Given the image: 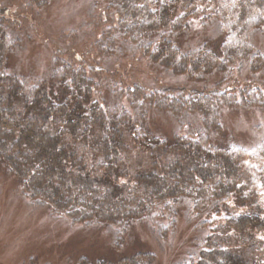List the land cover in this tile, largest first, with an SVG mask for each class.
Here are the masks:
<instances>
[{"label": "trees", "instance_id": "obj_1", "mask_svg": "<svg viewBox=\"0 0 264 264\" xmlns=\"http://www.w3.org/2000/svg\"><path fill=\"white\" fill-rule=\"evenodd\" d=\"M87 2L107 24L93 43L102 56L127 49L204 87L122 85L98 61L58 51L41 73H21L10 60L26 31L0 13V177L14 176L53 217L113 231L116 249L136 222L163 239L196 220L206 234L176 264H263L264 129L241 138L224 113L264 111V0ZM154 258L138 250L78 264Z\"/></svg>", "mask_w": 264, "mask_h": 264}, {"label": "rangeland", "instance_id": "obj_2", "mask_svg": "<svg viewBox=\"0 0 264 264\" xmlns=\"http://www.w3.org/2000/svg\"><path fill=\"white\" fill-rule=\"evenodd\" d=\"M24 2L0 0V13L17 20V26L26 31L23 49L14 52L10 60L21 73L30 70L35 75L41 73L51 63L50 53L58 51L73 63H76L77 55L85 67L98 61L94 66L110 69L115 81L122 85L152 86L159 83L176 88L204 87L182 76L165 73L127 49L102 56V51H98L93 43L107 24L98 19V10H91L87 0H50L45 10L32 11L22 7ZM194 26L200 28L199 22ZM256 43L264 50V37ZM243 74L247 71L244 70ZM237 77L242 81L241 75ZM160 121L155 120L156 123ZM224 121L229 129L244 134L240 137L247 139L255 125L261 124L264 129V111L225 112ZM195 221L180 220L175 230L163 239H158L148 223L136 222L131 234L125 235L116 249L113 231L71 224L66 219L53 217L46 206L36 205L20 192L14 176L2 173L0 177V264H78L82 258L90 261L115 259L138 250L154 253L153 264H176L189 250L191 240L206 234Z\"/></svg>", "mask_w": 264, "mask_h": 264}, {"label": "water", "instance_id": "obj_3", "mask_svg": "<svg viewBox=\"0 0 264 264\" xmlns=\"http://www.w3.org/2000/svg\"><path fill=\"white\" fill-rule=\"evenodd\" d=\"M1 12H3V11H1Z\"/></svg>", "mask_w": 264, "mask_h": 264}]
</instances>
